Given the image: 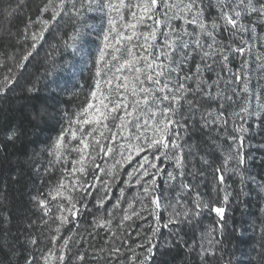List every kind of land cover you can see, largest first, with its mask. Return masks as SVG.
Wrapping results in <instances>:
<instances>
[{
    "label": "snow or ice",
    "instance_id": "6c2138e0",
    "mask_svg": "<svg viewBox=\"0 0 264 264\" xmlns=\"http://www.w3.org/2000/svg\"><path fill=\"white\" fill-rule=\"evenodd\" d=\"M93 4L107 15V27L101 28L102 40L93 65L94 83L77 110L64 113L65 123L58 136L44 149L48 156V166L43 167L45 175L59 171L60 176L31 196L37 218L28 223L33 230L38 229L42 234L46 231L52 245L40 253L39 264H50V261L66 264L70 245L75 241L72 236L65 237L63 232H71L81 211H89L88 198L91 197L96 210L106 212V216L94 218L93 227L111 232L113 220L118 218L117 228L121 231L114 235V240L128 242L126 229L132 227L129 221L155 222L143 235L136 233L145 241L136 245L143 254L136 255L135 248L131 249L132 264H152L157 247L153 239L160 231L163 211L172 208L164 227L176 223L180 216L199 215L204 208L223 218L222 206L200 199L193 201L192 209L178 212L174 204H169L162 210L157 185L166 169H162L160 163L163 160L174 162L175 168L184 174V162L191 153H184L181 131L187 130L189 121L196 124L199 113L201 129L215 127L224 132L230 153L232 145H236L235 157L229 154L224 159V167L214 169L215 179L219 183L225 181L224 171L233 160L236 171L244 165L242 134L246 129L243 124L247 116L264 117V88L259 91L250 88L247 60L241 59L240 69L228 73L232 58L244 57L248 50L243 43L236 44L234 40L218 42V37L222 32L232 36L246 32L244 15L257 14L264 19V4L257 8L253 0H217L219 14L211 21L205 16L203 0H88L89 10ZM84 6L82 2L77 7L75 0H46L40 12L42 16L50 13V17L42 19L39 33H32L31 46L15 64L16 72L27 68L45 32L58 27L65 15L79 16ZM80 35L75 30L69 37L72 45L66 44V47H74ZM27 39L25 35L26 42ZM216 64L226 75L222 77L217 73L216 79L209 80L205 73L213 71ZM257 66V73L264 78V52L257 55ZM16 72L8 68V74L0 79V96L19 82L20 75ZM221 84L230 88L231 94L224 91ZM233 84L237 86L231 87ZM27 91L38 90L33 85ZM234 99L239 100V112L235 115L240 117L241 123L233 124L232 131L228 132L231 118L227 107ZM44 115H47L46 109L34 112L33 119H43ZM21 135V130L13 126L3 132L2 139L14 144ZM201 159L205 165L210 164L208 159ZM125 166L131 167V171ZM122 169L127 172V180L122 182L130 189L138 186L140 195L129 198L122 188V198L108 209L111 183L121 178ZM167 177L176 179L172 171H167ZM181 188L189 190L191 185L182 182ZM227 200L226 194L224 201ZM76 231L79 232V228ZM28 243L39 247L40 237L30 233ZM108 251L116 254L120 247L113 243ZM72 255L73 264H85L86 253L77 251ZM24 264L38 262L33 256L25 258Z\"/></svg>",
    "mask_w": 264,
    "mask_h": 264
},
{
    "label": "trees",
    "instance_id": "16d2710c",
    "mask_svg": "<svg viewBox=\"0 0 264 264\" xmlns=\"http://www.w3.org/2000/svg\"><path fill=\"white\" fill-rule=\"evenodd\" d=\"M253 2L257 8L264 4V0ZM38 3L35 7L36 0H0V47H7L6 38H9V47L13 43L21 46H11L10 53L8 52L13 57L8 68H12L14 72L15 64L27 48L30 38L28 35L33 31V23L40 9ZM203 4L205 16L209 21L215 20L219 14L217 0H203ZM96 21L85 24L94 35L85 40L82 66L79 64L78 68H73L76 73L72 78L64 81L60 79V82L55 83L47 79L50 75L56 78L62 75L60 71H63V66H59L60 62L57 60L56 37L63 35V43L72 45L67 31L78 22L74 17L59 22L58 27L45 35L27 68L16 72L20 75L19 82L6 95L0 96V264H24L25 258L32 259L33 256L39 264L40 253L52 247L47 239L48 233L45 231L42 234L38 229L33 230L28 223L37 218L31 196L45 184L54 183L60 176L59 171L45 175L43 167L48 166V156L44 149L58 136L57 133L65 123L62 119L64 113H74L93 83V65L99 45L96 36L101 35L102 28V21ZM3 22L6 23L7 30L2 29ZM176 23L179 24L180 21ZM243 24L247 28L246 32L236 36L222 32L218 42L229 43L234 40L236 44L245 43L249 49H256L257 55L264 52L260 51L264 48V19L257 14H245ZM25 34L28 37L27 42ZM65 49L73 55L70 46ZM243 58L233 57L228 73L240 69ZM7 61L9 60H4L3 63L6 64ZM194 63L195 61L193 65ZM248 72L251 73L250 83L251 79L256 80V84H249L250 88L255 91L264 88V78L257 70L253 68ZM217 73L222 77L226 75L220 72L219 64L214 65V70L206 72L205 75L209 80H214ZM33 85L38 91L28 92L27 89ZM236 86L233 84L231 87ZM221 88L231 94L230 88L223 84ZM238 104L239 100L234 99L231 106L227 107L228 116L231 118L228 132L232 131L233 124L239 126L241 123L240 117L235 115L239 112ZM44 109L47 110V115L43 119H33L34 112ZM196 121V124L189 121L187 130L181 131L180 142L184 145V153H191L184 162V174H180L181 170L175 168L174 162L163 160L160 167L166 171L159 177L157 195L162 200V210L169 204H174L178 212L185 208L192 209L195 207L193 201L200 199L222 206L225 209L223 218L209 208H204L199 215H190L187 218L180 216L176 218V223L164 227L163 224L172 215V208L163 211L160 231L153 239L157 247L152 264H264V117H245L243 127L246 131L242 134L245 163L236 171L235 161L230 162L224 171L223 183L215 179L214 169L223 168L224 159L229 154L235 157L236 145H232L230 153L229 141L224 138V132L215 127L201 129L199 113ZM13 126L21 130L22 135L14 144L5 143L2 134ZM202 157L208 159L210 164L205 165ZM127 170L131 171V167H127ZM167 171L174 172L176 179L169 180ZM122 180H127V172L123 169L121 178L111 183L108 209L112 208L111 205L118 198H122V188L129 198L140 195L141 189L138 186L130 189ZM182 182L191 185V188L182 189ZM226 194L228 200L225 202ZM88 199L89 211H81L73 234H68L75 243L70 245L66 264H73L75 257L72 253L77 251L87 254L85 264H106V261L108 264H132L134 254L131 249L135 248L136 255H142L143 250L136 245L145 242L136 233L143 235L149 225H154L155 222L129 221L132 227L126 229L128 242L122 243L119 239H113L121 231L117 228L118 218L113 220L111 232L93 227L94 218L105 215V212L97 211L95 200L91 197ZM126 206L125 204L124 207ZM138 224L142 227L137 228ZM76 228H79V232ZM67 232H63L65 237ZM30 233L40 237L39 247L28 243ZM113 243L120 247L119 253L112 254L108 251Z\"/></svg>",
    "mask_w": 264,
    "mask_h": 264
},
{
    "label": "rangeland",
    "instance_id": "374dc122",
    "mask_svg": "<svg viewBox=\"0 0 264 264\" xmlns=\"http://www.w3.org/2000/svg\"><path fill=\"white\" fill-rule=\"evenodd\" d=\"M37 2H39L38 6H40L39 8L41 9L43 4L46 2V0H36V4L34 5L35 7H37ZM82 2L84 3L85 6L81 10V14L78 17L77 16L75 17L73 15L68 14V15H65L64 18H63V20H67V18L68 19H70V18L72 19L74 17L78 21L75 26L73 25V27L69 28V30L67 31L68 32V34H67L68 38L73 35L75 30H78L81 33V35L75 41V46L74 47L70 46L72 48L70 51L73 53V55H70L66 51V49H65L66 43H63V35H58L56 37V40H57V43H58L57 46H56V48H58L57 49V54H58L57 55V60L60 62L59 66H61V65L63 66L62 67L63 71H60L62 75H58L59 79L56 78L55 76L52 77V75H50L47 78L49 82L55 83L57 81L60 82L61 80L64 81V79H67V78H72L73 75L76 73V70H73V68L74 67L78 68L79 64H80V67L82 66V61H83L82 53L84 54V52H85L84 48H83L84 43H86L85 40H87L90 35H92V34L94 35L93 31L90 30V29H87V26H85V24L87 25V23H89L90 21L95 22L96 20H98V21H102V25H101L102 27H107V15H106V13L99 11L96 8L95 4H93L92 9L89 10L88 0H75V3L77 5V7H80ZM69 7H71V6L69 5ZM40 9H39V11L37 13V16L35 18V23H33V27H32L33 31L30 33V35H28L30 38H29V41H28L26 49L30 48V46H31V43H32L31 35H32V33L33 32L39 33L40 29L42 28V23H41L42 19L50 17V13L44 14L42 16L41 12H40ZM63 20H60L59 22H62ZM98 21H96V23ZM1 27H2L3 30H7V28H8V27H6V23H4V22L2 23ZM47 33H49V32H45V35ZM96 37L98 39V44H100L101 40H102V35L98 34ZM40 42H41V40L38 42V45L40 44ZM69 42H70V44L73 43L70 39H69ZM5 44L7 45L6 48H4L5 45L0 47V79H3V77L8 74V70L7 69H8V67H10L9 62L13 61V59H12L13 57L9 54L10 53L9 51L11 50V46H14V47L15 46H19V47H21L20 45H18L16 43L15 44L13 43L9 47V44H10L9 43V38H6ZM244 44L245 43H243V45ZM244 46L248 50L247 55L244 56V58H243L244 60H247V62H248V71H249V69H253V68L257 70L258 66H257L256 49L255 50L253 48L249 49L248 47H246V45H244ZM263 50H264V48L262 50H260V51H263ZM249 54H250V58H249ZM4 60H9V61H7L8 63L4 64L3 63ZM55 62H57L56 59H55ZM74 63H76V64H74ZM5 66H7V67H5ZM94 79H95V77H94ZM94 79H93V83H94ZM253 80H254V82H252ZM255 82H256L255 79H251V83H250L251 86L256 84ZM93 83H92V85H93ZM76 110H77V108L75 109V111ZM51 111L53 112V109ZM59 132L57 134H59ZM101 216H106V212H105V215H101ZM101 216H99V217H101ZM69 227H72V226L70 225ZM74 229L75 228L72 227V231L71 232H67L66 233V237L68 236V234L72 235L73 232H74ZM50 264H54V262L50 261Z\"/></svg>",
    "mask_w": 264,
    "mask_h": 264
}]
</instances>
